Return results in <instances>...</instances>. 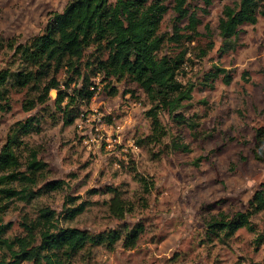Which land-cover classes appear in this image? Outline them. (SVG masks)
Wrapping results in <instances>:
<instances>
[{
  "label": "rangeland",
  "instance_id": "1",
  "mask_svg": "<svg viewBox=\"0 0 264 264\" xmlns=\"http://www.w3.org/2000/svg\"><path fill=\"white\" fill-rule=\"evenodd\" d=\"M70 1L0 0V72L17 70L21 63L12 46L43 34L50 17L63 12ZM174 4L167 2L162 24L167 40L161 54L186 51L188 61L179 79L195 89L180 113L197 127L161 111L167 135L161 144H143L151 134V104L143 90L129 82H114L113 95L101 78L93 79L98 91L88 106L77 105L79 117L71 125L57 109L56 90L30 111L26 104L34 95L28 89L13 90L7 105L0 101V153L18 124L33 118L38 127L20 134L15 146L20 171H28L32 153L46 166L37 175L35 190L41 195L31 203L13 201L2 216L3 224H12L8 236H23V223L49 207L56 211L59 226L93 234L145 226L135 249H125L122 242L113 251L88 248L75 264H264V213L252 218L253 231L241 229L226 240L206 234L210 218L247 211L255 193L264 191V17L256 25H242L239 35L226 42L219 23L225 7L235 0H215L211 6L190 0L191 11L201 21L200 36L193 43H175L170 40L175 33ZM187 24L185 19L180 27ZM218 68L228 71L230 84L223 74L212 83L205 80ZM67 77L66 69L57 76L63 89ZM177 144L187 150H177ZM142 178L152 186L150 192L140 183ZM52 181L64 182V189L47 192L45 185ZM108 188L118 189L131 210L122 219L110 211L113 194ZM92 190L99 193L90 194ZM68 198L77 199L75 205L90 204L73 221L63 219L65 206H72Z\"/></svg>",
  "mask_w": 264,
  "mask_h": 264
},
{
  "label": "trees",
  "instance_id": "2",
  "mask_svg": "<svg viewBox=\"0 0 264 264\" xmlns=\"http://www.w3.org/2000/svg\"><path fill=\"white\" fill-rule=\"evenodd\" d=\"M170 0H71L65 10L54 13L46 31L27 43L12 46L20 61L16 71L0 72V101H10L13 90L28 89L34 96L26 104L27 110L37 104H44L52 90L58 92L55 104L66 125H71L79 117L74 112L77 105L88 106L96 95L98 87L95 78H101L109 94H117L114 82H129L147 95L151 108L147 112L151 120V134L143 144H161L167 135L159 117L166 111L180 124L196 128V122L188 123L180 111L186 102L193 99V84H185L179 75L187 63L186 51L178 55L161 54L167 37L162 33V24L169 12ZM206 6L215 0H202ZM176 13L175 33L170 38L175 43H193L199 34L201 21L190 9V0H174ZM264 17V0H235V5L226 6L220 19V35L229 42L240 33L244 24L256 25L259 17ZM188 20L183 28L180 23ZM206 55V51L201 53ZM67 70L64 82L57 80L61 70ZM223 74L226 84L232 77L225 69H216L205 80L212 83ZM79 82L72 87V84ZM80 80L82 81L81 84ZM71 89V92H69ZM134 96V92L129 91ZM65 103V104H64ZM33 118L19 123L0 153V264H75L77 256L88 248L104 246L113 251L123 243L125 249H135L145 232L142 223L132 228L126 226L124 232L111 229L91 233L76 227H62L58 224L56 211L49 207L39 210L38 218L23 223V236H8L12 224H3V215L13 201L31 203L41 195L36 191L37 175L45 169V163L32 153L28 171H20L21 164L15 146L20 134H29L38 127ZM36 122V121H35ZM140 143V142H139ZM140 143V144H142ZM177 150L187 147L176 145ZM140 183L146 192L152 186L145 179ZM47 192L64 189V182L52 181L45 185ZM113 194L110 211L114 217L122 219L131 210L124 204L122 193L116 188L106 190ZM46 192V191H45ZM92 190L90 194H98ZM75 198H68L65 206V221H73L89 207L87 201L76 204ZM264 213V191H257L251 199L249 208L233 216L224 213L206 222V234L210 239L226 240L237 231H253L252 218ZM263 236V235H262ZM261 236V237H262Z\"/></svg>",
  "mask_w": 264,
  "mask_h": 264
}]
</instances>
